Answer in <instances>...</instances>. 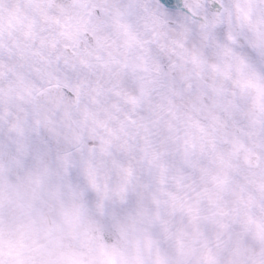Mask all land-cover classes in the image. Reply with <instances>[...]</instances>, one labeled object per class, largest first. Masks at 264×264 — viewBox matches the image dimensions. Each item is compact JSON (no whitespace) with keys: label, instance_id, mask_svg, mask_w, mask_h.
Listing matches in <instances>:
<instances>
[{"label":"clouds","instance_id":"clouds-1","mask_svg":"<svg viewBox=\"0 0 264 264\" xmlns=\"http://www.w3.org/2000/svg\"><path fill=\"white\" fill-rule=\"evenodd\" d=\"M179 4L0 0V264H264V0ZM41 95L80 113L77 139L87 128L101 152L144 141L135 206L101 213L91 161L95 208L26 163L31 124L9 105Z\"/></svg>","mask_w":264,"mask_h":264},{"label":"flooded vegetation","instance_id":"flooded-vegetation-1","mask_svg":"<svg viewBox=\"0 0 264 264\" xmlns=\"http://www.w3.org/2000/svg\"><path fill=\"white\" fill-rule=\"evenodd\" d=\"M11 75V73H9ZM33 79H36L33 76ZM93 79V78H92ZM3 78L0 77V88L3 87ZM75 93V92H74ZM3 109V93L0 92V111ZM10 113H15L20 117L26 118L30 124L29 133V155L26 158V163L29 165H43L46 166L49 172L52 174L53 179L61 184H68L75 190H77L83 198L93 208L96 207L97 202L100 199L99 194L88 183V172H86L85 165H75L77 162L74 159L75 151L62 150L57 145L55 139L43 137L39 134L37 124L35 123V102L24 103L20 102L19 105L10 104ZM76 120L81 119L79 113L72 111ZM89 191V193L87 192ZM104 214L118 215L114 210L111 201L106 199L104 201Z\"/></svg>","mask_w":264,"mask_h":264},{"label":"rangeland","instance_id":"rangeland-1","mask_svg":"<svg viewBox=\"0 0 264 264\" xmlns=\"http://www.w3.org/2000/svg\"><path fill=\"white\" fill-rule=\"evenodd\" d=\"M93 79H95V77H93ZM124 86L125 87H129L132 88V84L130 81H125L124 82ZM134 88V85H133ZM112 99H115V97L112 96V94H109V103L111 102ZM94 107V105H92ZM100 107V106H99ZM98 107V108H99ZM101 115H103V112H101ZM92 136H94V134H91V136L89 137V142L85 145L84 147V153L83 154H78V156L81 157V159L83 161H85V159L88 158V162L91 161V164L94 168H96V172H98V167L96 165V161H95V157H94V147L95 144L98 146V150L100 149V140H98V138H91ZM97 140V142H96ZM130 144H135L136 147L134 149H129L127 146H121L119 142H116L113 146L108 147L109 151L111 153H114L115 156H122L121 158H116L114 160H110L105 164L106 167H108L109 169H113L115 171V176L116 178H122V174H123V167L128 166L129 164H131V166L133 167L134 170V177H139V182H140V186H141V190H138V186L137 184L134 185V189H131L133 191V197L131 196H127V192L125 194L126 198L125 200H120L119 197H117L115 194L112 193V189L119 186V184H116V182L114 181V179L112 178H107L106 179V183L108 184L109 188V195L111 196L110 198L113 199V201L116 203V206H119V208L121 209V211L117 212V214H121L123 212H125L126 209L130 208V206L133 204L135 205V203H137L140 199H141V194L143 191H145L143 185L148 184L151 181V168L148 165V162L146 159L141 160L140 157L143 155V153L140 150V145H142L144 143V141L137 136L136 141H132L131 139L129 140ZM116 144H119V150L120 151H128L129 155L128 156H124L122 153H119L117 148L114 147L116 146ZM112 148L114 149V151L112 150ZM104 156H105V160H108L107 157V151L104 152ZM79 161V160H78ZM118 176V177H117ZM104 177H108V176H104ZM111 181V182H110ZM129 188V187H128ZM128 199V200H126ZM131 200H133V203H131Z\"/></svg>","mask_w":264,"mask_h":264},{"label":"water","instance_id":"water-1","mask_svg":"<svg viewBox=\"0 0 264 264\" xmlns=\"http://www.w3.org/2000/svg\"><path fill=\"white\" fill-rule=\"evenodd\" d=\"M47 98L45 96L41 97L39 99V101L37 102V105H38V114L40 116L41 119L45 118V119H52V117H56V119H59L61 117H65L66 118V122H62L61 124H64L65 127L69 130V128L71 127L72 131H71V134L73 133L74 134V131L76 132V134L78 135L80 132L79 130L77 129V127L74 125V123L72 122L71 124L69 123V121L71 122V119L69 117V113L68 114H65V111H64V107L61 105L59 107H52L54 109L53 113H51L49 111V108H47V105H45V100ZM43 113H45L43 115ZM53 114V115H51ZM41 123H44L45 126L47 127H51L52 128V122H41ZM40 123V124H41ZM57 126V125H56ZM60 129H62V127H60ZM63 140V138H62ZM81 139L78 140L77 137L72 139V142H71V145L72 147L78 145L80 143Z\"/></svg>","mask_w":264,"mask_h":264},{"label":"snow or ice","instance_id":"snow-or-ice-1","mask_svg":"<svg viewBox=\"0 0 264 264\" xmlns=\"http://www.w3.org/2000/svg\"><path fill=\"white\" fill-rule=\"evenodd\" d=\"M162 5L165 9L168 10H177L180 7L179 0H162ZM243 52L253 61L259 62L262 58L258 57L256 51L253 48L248 47L247 45L244 46ZM114 210L119 212L121 209L119 206L114 205ZM101 213H104L103 208L101 209Z\"/></svg>","mask_w":264,"mask_h":264},{"label":"trees","instance_id":"trees-1","mask_svg":"<svg viewBox=\"0 0 264 264\" xmlns=\"http://www.w3.org/2000/svg\"><path fill=\"white\" fill-rule=\"evenodd\" d=\"M118 148H119V144H118ZM121 153L124 155V156H128L129 155V152L128 151H121ZM108 159H109V157H108ZM111 159H109V161H110Z\"/></svg>","mask_w":264,"mask_h":264}]
</instances>
